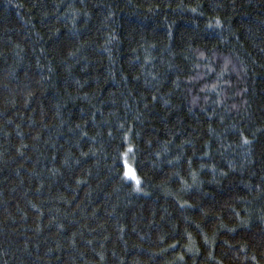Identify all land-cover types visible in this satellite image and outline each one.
I'll list each match as a JSON object with an SVG mask.
<instances>
[{"label": "trees", "instance_id": "1", "mask_svg": "<svg viewBox=\"0 0 264 264\" xmlns=\"http://www.w3.org/2000/svg\"><path fill=\"white\" fill-rule=\"evenodd\" d=\"M0 264H264V0H0Z\"/></svg>", "mask_w": 264, "mask_h": 264}, {"label": "rangeland", "instance_id": "2", "mask_svg": "<svg viewBox=\"0 0 264 264\" xmlns=\"http://www.w3.org/2000/svg\"><path fill=\"white\" fill-rule=\"evenodd\" d=\"M130 149L131 148H129L123 156V164L125 167V178L127 179V181L131 182L136 189L139 190L141 187L142 181H141V179H140L139 175L137 174L136 169L134 167L133 160L131 157L132 149H131V151H130ZM132 176H135V179H132L131 178ZM137 181H139V183H137Z\"/></svg>", "mask_w": 264, "mask_h": 264}, {"label": "snow or ice", "instance_id": "3", "mask_svg": "<svg viewBox=\"0 0 264 264\" xmlns=\"http://www.w3.org/2000/svg\"><path fill=\"white\" fill-rule=\"evenodd\" d=\"M245 143H248V141L245 140ZM130 151H131V149H130ZM131 178H132V179H135V176H132ZM137 183H139V181H137Z\"/></svg>", "mask_w": 264, "mask_h": 264}]
</instances>
